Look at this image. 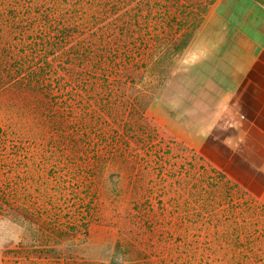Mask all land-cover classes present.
Wrapping results in <instances>:
<instances>
[{
    "label": "rangeland",
    "instance_id": "rangeland-1",
    "mask_svg": "<svg viewBox=\"0 0 264 264\" xmlns=\"http://www.w3.org/2000/svg\"><path fill=\"white\" fill-rule=\"evenodd\" d=\"M214 3L0 0V264H232L209 235L264 189L160 105Z\"/></svg>",
    "mask_w": 264,
    "mask_h": 264
},
{
    "label": "crops",
    "instance_id": "crops-1",
    "mask_svg": "<svg viewBox=\"0 0 264 264\" xmlns=\"http://www.w3.org/2000/svg\"><path fill=\"white\" fill-rule=\"evenodd\" d=\"M173 78L160 105L177 139L235 184L263 192L264 5L215 0Z\"/></svg>",
    "mask_w": 264,
    "mask_h": 264
},
{
    "label": "trees",
    "instance_id": "trees-1",
    "mask_svg": "<svg viewBox=\"0 0 264 264\" xmlns=\"http://www.w3.org/2000/svg\"><path fill=\"white\" fill-rule=\"evenodd\" d=\"M257 1L262 3L261 0ZM240 216L242 217L243 213L235 210L231 216L233 226H221L212 236L209 235L214 240V244L210 245L213 246L212 253L228 259L232 264H264V220L263 224H255L252 219L256 218L258 213L250 211L246 217H249L251 222L239 226Z\"/></svg>",
    "mask_w": 264,
    "mask_h": 264
}]
</instances>
